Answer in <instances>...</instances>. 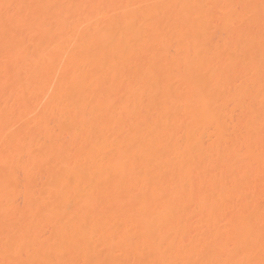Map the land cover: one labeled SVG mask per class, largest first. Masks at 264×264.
<instances>
[{"label":"bare ground","instance_id":"bare-ground-1","mask_svg":"<svg viewBox=\"0 0 264 264\" xmlns=\"http://www.w3.org/2000/svg\"><path fill=\"white\" fill-rule=\"evenodd\" d=\"M0 264H264V0H0Z\"/></svg>","mask_w":264,"mask_h":264}]
</instances>
